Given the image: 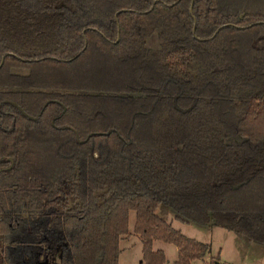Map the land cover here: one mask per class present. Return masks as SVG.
<instances>
[{"label":"trees","instance_id":"16d2710c","mask_svg":"<svg viewBox=\"0 0 264 264\" xmlns=\"http://www.w3.org/2000/svg\"><path fill=\"white\" fill-rule=\"evenodd\" d=\"M129 211L142 264L209 256L169 211L264 246V0H0V264H117Z\"/></svg>","mask_w":264,"mask_h":264},{"label":"rangeland","instance_id":"374dc122","mask_svg":"<svg viewBox=\"0 0 264 264\" xmlns=\"http://www.w3.org/2000/svg\"><path fill=\"white\" fill-rule=\"evenodd\" d=\"M151 39L147 41V45L153 47L154 44ZM164 219L170 223L171 227L179 230L184 236L209 244L211 257L197 260L193 264H208L210 260L217 258L219 251V259L226 264H264V246L258 244L247 245L231 231L215 226L208 228L191 222L182 223L173 219L171 211L164 216ZM133 222L134 212L129 211L127 216V234L122 236L118 242L117 264H142L140 263L141 239L138 235L132 233ZM152 249L163 251V264H174L176 249L173 244L153 239ZM49 264H57L56 258Z\"/></svg>","mask_w":264,"mask_h":264},{"label":"water","instance_id":"95a60500","mask_svg":"<svg viewBox=\"0 0 264 264\" xmlns=\"http://www.w3.org/2000/svg\"><path fill=\"white\" fill-rule=\"evenodd\" d=\"M191 7H190V13H191ZM194 31H195V25L193 26V29H192V32L194 33ZM218 30H216V32H217ZM216 32L213 34V36L216 34ZM212 36V37H213ZM24 117H26V118H29V119H34L33 117H31V116H29V115H27L17 104H15V103H13V102H10ZM46 104V103H45ZM45 104L42 106V108L45 106ZM42 108L39 110V112H38V114L37 115H39L40 114V112H41V110H42ZM63 110H64V108H63ZM52 121L53 120H51V124H52ZM90 135V134H89ZM89 135H87L83 140H78V138H77V135H76V133L74 132V136H75V139H76V141H78V142H84V141H86V139L88 138V136Z\"/></svg>","mask_w":264,"mask_h":264},{"label":"crops","instance_id":"0c3cea01","mask_svg":"<svg viewBox=\"0 0 264 264\" xmlns=\"http://www.w3.org/2000/svg\"><path fill=\"white\" fill-rule=\"evenodd\" d=\"M217 255H218V256H219V258H220V251L217 253ZM208 257H211V256H210V254H209V256H208ZM206 259H207V258H206ZM196 261H197V260H194V261H192V262H191V264H193V263H194V262H196ZM218 263H219V264H226V263H225V262H223L221 259H219Z\"/></svg>","mask_w":264,"mask_h":264}]
</instances>
